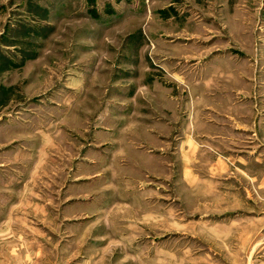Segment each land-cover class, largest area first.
Wrapping results in <instances>:
<instances>
[{"label": "rangeland", "instance_id": "rangeland-1", "mask_svg": "<svg viewBox=\"0 0 264 264\" xmlns=\"http://www.w3.org/2000/svg\"><path fill=\"white\" fill-rule=\"evenodd\" d=\"M263 217L264 0H0V264H246Z\"/></svg>", "mask_w": 264, "mask_h": 264}, {"label": "crops", "instance_id": "crops-1", "mask_svg": "<svg viewBox=\"0 0 264 264\" xmlns=\"http://www.w3.org/2000/svg\"><path fill=\"white\" fill-rule=\"evenodd\" d=\"M192 142L193 141H189L190 144H192ZM217 162L221 165V168H224L223 171H225V170L227 171V168H226V163L227 162L226 161L219 159V161H217ZM249 181H251V185H253L255 182H257V185L259 184V179L254 174H252V176L249 179ZM237 185L241 186V187L243 186L239 182H237ZM255 218H257V217H255ZM260 224L263 225L264 221H262L261 223L260 222H254V221L253 222L247 221L246 224L243 223V225H240L238 223L237 226H236L237 230L238 229L242 230L241 233L244 236L243 240H244V242H246V243H244V249H247V250H250V251H258V252H260L257 258H253L251 260H248L246 262V264H264V236L261 238L262 242H259L260 245L258 244V242H256V243L254 242L251 247L248 246V245H250V240L253 241L254 236L257 234V233H255V232H257L256 228Z\"/></svg>", "mask_w": 264, "mask_h": 264}]
</instances>
